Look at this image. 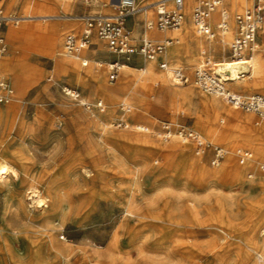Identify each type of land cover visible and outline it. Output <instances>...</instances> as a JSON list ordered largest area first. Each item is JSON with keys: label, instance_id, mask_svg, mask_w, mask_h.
<instances>
[{"label": "rangeland", "instance_id": "rangeland-1", "mask_svg": "<svg viewBox=\"0 0 264 264\" xmlns=\"http://www.w3.org/2000/svg\"><path fill=\"white\" fill-rule=\"evenodd\" d=\"M93 2L108 4V0ZM86 5L85 0H0V14L88 15L81 12ZM187 5L189 15L192 1ZM250 6L231 9L226 53H204L184 37V24L178 28L180 35L158 37L152 32L156 40H179L172 46L182 50L181 56L167 61L159 56L152 76L135 70L145 62L127 64L134 68V90H118L110 101L100 100L96 80L78 81L51 57L55 49L65 52V35L82 30L84 22L38 17L4 24L7 51L0 58V77L13 86L17 101L12 108L9 102L0 103V160L17 167L20 175L0 182V264H263V249L255 245L247 251L246 243L264 241V156L257 161L243 157L254 150L243 133L262 121L254 112L234 107L242 114H254L249 122L237 124L228 115L233 106L194 83L195 71L205 60L212 61L213 69L216 61L232 57L235 16ZM110 7L103 14H112ZM156 17V10L149 12L145 22ZM263 25L255 54L264 61ZM50 27L62 30V45L56 44L59 40ZM154 30L161 31L156 24L149 31ZM93 41L91 48H99L93 58L101 63H96V72L115 87L122 76L120 71L113 81L110 78L116 57L104 42L100 46ZM161 59L182 67L189 83L172 85L174 90L169 91L171 82L165 79ZM6 60L15 64L14 70L4 68ZM247 83L252 89L264 88V72ZM66 87L78 90L79 99L88 104L66 95ZM214 98L224 106H215ZM97 101L104 108H97ZM129 104L130 112L123 113L121 106ZM123 119L127 128L120 126ZM149 123L151 129L137 128ZM164 124L173 131L168 139L157 135L164 133ZM203 127L226 130L235 138L231 144L221 143ZM182 128L197 129L211 146L180 136ZM130 136L145 143L131 142ZM214 144L232 148L233 153L218 156ZM34 185L49 196L48 209L37 208ZM6 245L13 248L12 260Z\"/></svg>", "mask_w": 264, "mask_h": 264}, {"label": "bare ground", "instance_id": "bare-ground-1", "mask_svg": "<svg viewBox=\"0 0 264 264\" xmlns=\"http://www.w3.org/2000/svg\"><path fill=\"white\" fill-rule=\"evenodd\" d=\"M138 0L137 2V12L134 15H141L144 16L147 15L149 12H155V10H157L158 6L161 3H164V5L166 7H170L172 4V0H156V1H141ZM189 0H186V4L184 7V12L186 11L187 14V18L186 20H184L183 24H184V37H186V39L192 41L193 44L197 45L199 48H201V50L204 53H208V54H212L213 51H217L220 50L223 53H226L227 50V42L230 39V32H228L229 30V23H228V29L227 30H221L219 29V24L222 22V20L224 18H226L228 20V18L231 17V9H237L240 6H244V5H250L252 3V0H223L222 4L211 14L210 17V22L212 23V28H214V36L213 37H208L205 34H203L198 28L199 32L204 35L205 37H207L208 39L203 38L200 34H197L198 32L194 29V23L192 21L191 16L188 15V9H189V5H187V2ZM118 0H108V4L106 5H113L115 3H117ZM139 3H144L143 5L139 6ZM68 2H65L64 5L67 6ZM228 5H230V8L227 7ZM112 8V6H111ZM250 8V7H249ZM248 9V8H246ZM244 11V10H243ZM99 14V13H97ZM190 14V13H189ZM89 15H94V14H88V15H61V16H57V15H45V16H40L38 14H28L25 17H17V16H13L10 15L9 13L4 14V15H0L2 18H5L6 22H15V24H19L23 19V18H42L43 21H47L48 18H52V17H64L67 20L70 21H81L84 22L85 21V17L89 16ZM236 18V16H235ZM157 19V17H156ZM264 23V22H263ZM262 23V25H263ZM152 24V26L149 28L148 26ZM156 24V20H146L145 22V27L149 30L153 29L154 26ZM235 27V25H234ZM264 27V25H263ZM52 33L54 34V37L56 39V41L59 40L58 45H62V42H60V38L62 35V30H59L58 27H50ZM69 29L72 30H78L77 27H70ZM262 29V28H261ZM147 30V32L145 33V35L143 36L146 39H149L151 41H155V42H159V41H163V40H156L155 38L151 37L152 34L155 33L156 36L158 37H162L165 35H180L182 32H180L179 29H175L172 31H166V30H161L159 32H157L156 30L154 31H149ZM160 30V29H159ZM149 31V32H148ZM164 31V32H163ZM11 32V36H13V30L10 31ZM197 32V33H196ZM132 34L134 35V33L132 32ZM217 35L216 41H214L215 37ZM173 42L161 53H159L156 58L152 61H147L145 64V67H142L140 69H135V70H139L140 72H142L141 74H145L147 72H149V74L155 75L157 72H155V64L157 61V58L160 57H164L166 59V61L171 58H177L180 57L182 54V50L179 48H176L175 46H172L174 43H179V40H175L174 38ZM213 40V41H212ZM100 43L101 46V41H98ZM171 46V47H170ZM91 48H85L83 51V54H79V56H74V55H69L66 53V51H62L60 49H55L52 53H51V57L55 58V64L56 66L60 67L61 70L68 74V75H73L77 78L78 81L80 82H87L89 80H96L98 85L96 86V90L98 91L99 95L101 96L100 100L101 101H110L113 100L114 97H116L117 91L118 90H126V91H132L134 90V74L135 72L133 71L134 68L130 67L127 64H123L120 65L119 67V71L118 72H122V76L120 78V80L118 81V85H116L115 87H110L109 85H107L106 83H104L100 78L99 75L96 72L95 69V65L96 63H99V65L101 66V63L98 62L97 60H95L92 57H89L87 54L90 52ZM65 57V58H64ZM57 59L60 61H57ZM1 62V61H0ZM212 62V61H211ZM168 63V62H167ZM3 64V63H2ZM161 64V63H160ZM4 68L7 70H14L15 68V64L12 63H8V61L6 60L4 63ZM81 68H80V66ZM87 67V68H86ZM112 68V64L110 65V69ZM174 68H182V67H174L172 65H169L168 63V69L167 70H163L164 72V76L165 79L167 81L171 82V85H167V87L169 88L168 90L172 91L174 90L173 86L176 85H180L176 82V80L173 78V69ZM59 69V68H58ZM214 72L212 73V75L215 78H219L222 81H226V85H228V88L235 94H241L239 92H236L235 90H244V91H262L264 92V88H257V89H252L248 86L247 83V79L251 78L253 75H259L261 73L264 72V61L260 58L259 54H255L254 53L249 56V57H240V58H229L227 56H225L222 60L216 61L215 65H214ZM241 70H245L248 72V74L244 77V78H240L238 76V74L240 73ZM13 74V73H12ZM0 76L1 75V71H0ZM15 76V74H14ZM16 78V77H15ZM17 78H19L17 76ZM17 82V81H16ZM20 82V81H19ZM19 82H17V85L19 84ZM10 85V83H8ZM22 85V84H21ZM13 87V86H12ZM10 85V89H11V94L8 98V108H12L16 101H17V97L14 96V90ZM19 87V86H18ZM17 87V88H18ZM21 89V88H20ZM20 89L18 91H20ZM25 90V89H24ZM66 91L68 92H72V89L66 87L65 88ZM17 91V90H16ZM206 93L209 94H213L207 91H204ZM19 94V92H18ZM253 94H259V93H253ZM216 95V94H215ZM263 95L264 94H260ZM20 97V96H19ZM12 99V100H11ZM80 100V99H79ZM6 103V102H5ZM212 103L217 106L222 108L224 106V104H222V102L217 99L214 98L212 100ZM79 104L81 105H86L88 104L87 101L85 100H80ZM130 105V104H129ZM132 107L135 108L134 105H132ZM131 108V105H130ZM234 108V107H233ZM3 111L0 110V114H2ZM230 120L235 121L237 124L241 123V122H249L252 117H253V113H247V114H242L240 113L237 109H231L228 113ZM165 126H167L166 124H164ZM150 123L148 125L145 124H139L137 126L138 129L140 130H145V129H151L150 127ZM169 127V126H168ZM170 130V128H169ZM204 132L211 138H213L216 141H219L221 143H224L225 141H227L226 143H230L232 141V138H235L234 134H229L226 130H219V129H215V128H209V127H203ZM180 132V130H179ZM162 132H157V135L159 137L162 136ZM173 131L170 130V136H172ZM193 134L199 138L200 141L204 142V143H209L212 144L211 142L207 141L203 136V134H201L200 131H198L197 129L194 130ZM243 138L246 139L248 142H252L254 145V150L248 151L243 153V156H245L244 158H248L249 160L252 159L253 161L259 157V156H264V143H263V137H264V120H262L261 124L259 127L257 128H251V129H246L245 133H243ZM238 138V136H236ZM129 140L131 142H135V143H145V141L141 138V137H132L130 136ZM225 143V144H226ZM231 144V143H230ZM211 146V145H210ZM215 148H221V146H218L216 144H214ZM237 151H242L239 147L237 148ZM224 154L223 156L228 155L229 153H233L232 148H221V151L219 152V154ZM218 154V156H219ZM220 154V155H221ZM219 159H217L215 161L218 162ZM257 161V160H255ZM264 167V166H263ZM20 172L19 169L17 167H15L14 165H12L11 163H9L7 160L3 159L0 160V182H4L6 181L8 178H10L11 176L13 177H19ZM30 190V189H29ZM32 197H34L37 205V208L40 209H48L50 207V198L49 196H46L38 187H36L35 185L32 186ZM35 205V204H34ZM46 223V222H45ZM262 230V229H261ZM262 232L264 233V228L262 230ZM252 236V235H251ZM255 238V237H254ZM255 245H257L258 247L262 248L264 251V241L263 242H259L256 240H251L249 242L246 243V248L247 251H252L255 248ZM64 248V247H62ZM13 248L11 249L10 245H6V251L9 252L10 255V259H14L15 258V254L12 252ZM255 252V251H254ZM261 255V254H260ZM262 256V255H261ZM263 264H264V259H261Z\"/></svg>", "mask_w": 264, "mask_h": 264}, {"label": "built area", "instance_id": "built-area-1", "mask_svg": "<svg viewBox=\"0 0 264 264\" xmlns=\"http://www.w3.org/2000/svg\"><path fill=\"white\" fill-rule=\"evenodd\" d=\"M223 0H192L191 16L195 26L206 36L213 37L214 31L210 22L211 14L222 4ZM138 0H118L111 5L112 14H94L85 17L84 28L81 34L70 32L65 38V51L69 55L79 56L81 51L93 45V37L96 35L105 42L109 52L117 57L112 63L110 78L113 81L118 75L119 66L130 64L136 61H152L156 56L163 52L172 42V38H167L160 42L151 41L142 37L136 41L127 22L129 17L137 12ZM186 0H172L170 7L161 3L156 12V27L160 30L178 29L182 26L185 19L184 7ZM1 15V14H0ZM264 22V0H253V5L244 11L236 14L233 37L230 44V53L233 58L249 57L255 51V44L258 33ZM5 18L0 16V57L7 51V43L3 34ZM152 24L148 27L150 28ZM219 29H228V20L224 18L219 24ZM163 70L168 69L165 60L160 61ZM212 62L206 60L195 71L194 83L203 91H207L221 97L227 104L235 108L243 109L247 112H254L260 121L264 120V96L260 94L241 95L233 93L226 85V81L215 78L213 75ZM173 78L178 84L189 83L190 78L183 68L173 69ZM247 71L241 70L238 76L244 78ZM66 95L74 100H79L81 94L78 90L72 89ZM11 94L10 85L0 77V103H5ZM97 108H104L101 101L96 103ZM123 113L128 114L130 107L122 105ZM257 122V124L260 123ZM127 120H120V126L128 127ZM164 138H170L168 126L164 127ZM179 135L185 139H193L202 147H209L211 144L204 143L196 137L193 132L182 128ZM219 152L221 148H215ZM221 154V153H220ZM219 156H223L222 153ZM245 157V156H243Z\"/></svg>", "mask_w": 264, "mask_h": 264}, {"label": "crops", "instance_id": "crops-1", "mask_svg": "<svg viewBox=\"0 0 264 264\" xmlns=\"http://www.w3.org/2000/svg\"><path fill=\"white\" fill-rule=\"evenodd\" d=\"M192 1V0H191ZM85 2L87 3V5L86 6H83L82 8H81V12H88V13H90V14H92V13H99V14H103L106 10H108V6L107 5H105V6H102L101 4H99V3H95V2H93V4H91L92 3V0H85ZM193 3V2H192ZM252 5H253V0H252ZM106 7V8H105ZM251 7V6H250ZM111 8V7H110ZM249 8V7H248ZM112 9V8H111ZM190 16H191V12H190V14H189ZM135 16V15H134ZM185 17H186V15H185ZM190 19H192V16H191V18ZM84 26H85V24H84ZM127 26H128V28L129 29H131V31L133 32V33H135L134 34V37H135V39H136V41H140V39L145 35V31H146V28H145V18L144 17H142V16H135L133 19H131V17H129V19H128V22H127ZM84 28V27H83ZM233 30H234V26H233ZM81 32L83 31V29L82 30H80ZM80 31H78L77 33L78 34H81V32ZM3 34H4V30H3ZM68 34V33H67ZM66 34V35H67ZM66 35H65V38H66ZM5 36V35H4ZM167 38H172V37H165L164 38V40L165 39H167ZM217 38V35H216V37H215V39ZM5 39H6V37H5ZM98 40L99 41V38L96 36V35H94V37H93V40ZM214 39V40H215ZM100 41H102V40H100ZM213 41V40H212ZM103 42V41H102ZM160 42V41H159ZM7 43V42H6ZM94 43H95V41H93V45H94ZM104 44H105V42H104ZM64 45H65V40H64ZM106 45V44H105ZM90 48H91V46H90ZM98 50H99V48H95V49H92L91 48V50H90V52L87 54L89 57H92L93 58V56L95 55V54H97V52H98ZM83 51H84V49L81 51V53L80 54H83ZM109 51V50H108ZM113 55V54H112ZM115 56V55H114ZM1 57H3V55L1 56ZM0 57V58H1ZM116 57V56H115ZM116 59H117V57H116ZM163 59H161L160 61H162ZM206 61V60H205ZM53 77V76H52ZM52 77L50 78V80L52 79ZM76 90V89H75ZM81 94V93H80ZM98 102V101H97Z\"/></svg>", "mask_w": 264, "mask_h": 264}]
</instances>
